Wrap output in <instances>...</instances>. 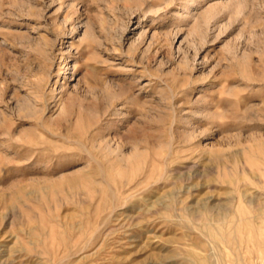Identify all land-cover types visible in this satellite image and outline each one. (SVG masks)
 <instances>
[{
  "label": "rangeland",
  "instance_id": "1",
  "mask_svg": "<svg viewBox=\"0 0 264 264\" xmlns=\"http://www.w3.org/2000/svg\"><path fill=\"white\" fill-rule=\"evenodd\" d=\"M9 259L264 264V0H0Z\"/></svg>",
  "mask_w": 264,
  "mask_h": 264
},
{
  "label": "bare ground",
  "instance_id": "2",
  "mask_svg": "<svg viewBox=\"0 0 264 264\" xmlns=\"http://www.w3.org/2000/svg\"><path fill=\"white\" fill-rule=\"evenodd\" d=\"M58 82V81H57ZM238 223V222H237ZM234 225V224H233ZM238 225H239V223H238ZM237 226V225H236ZM237 232V231H236ZM234 239H235V237H234ZM236 240H239V238H236L235 239V241ZM197 246H198V248H200V249H202L204 246L201 244V243H195ZM238 244V243H237ZM240 249V248H239ZM214 253V252H213ZM14 260L15 259H9L8 261H7V263H2V264H10V263H13L14 262ZM263 263V262H262Z\"/></svg>",
  "mask_w": 264,
  "mask_h": 264
}]
</instances>
